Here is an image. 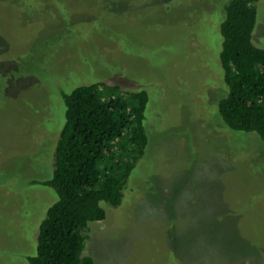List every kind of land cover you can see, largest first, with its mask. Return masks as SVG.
Segmentation results:
<instances>
[{"label": "rangeland", "instance_id": "obj_1", "mask_svg": "<svg viewBox=\"0 0 264 264\" xmlns=\"http://www.w3.org/2000/svg\"><path fill=\"white\" fill-rule=\"evenodd\" d=\"M228 0H0V264H30L57 199L63 92L146 90L149 143L121 205L102 203L95 264H264V141L228 128ZM264 48V0L253 30Z\"/></svg>", "mask_w": 264, "mask_h": 264}, {"label": "trees", "instance_id": "obj_2", "mask_svg": "<svg viewBox=\"0 0 264 264\" xmlns=\"http://www.w3.org/2000/svg\"><path fill=\"white\" fill-rule=\"evenodd\" d=\"M259 0H228L221 23L220 60L228 94L218 103L232 130L264 141V48L254 44ZM65 121L55 143L51 177L33 180L57 195L39 227L30 264H95L84 254L90 223L106 218L102 203L117 207L149 143L146 90L104 81L63 92Z\"/></svg>", "mask_w": 264, "mask_h": 264}]
</instances>
